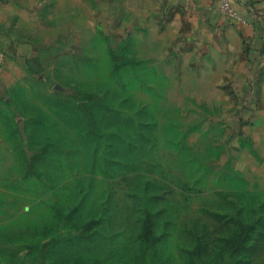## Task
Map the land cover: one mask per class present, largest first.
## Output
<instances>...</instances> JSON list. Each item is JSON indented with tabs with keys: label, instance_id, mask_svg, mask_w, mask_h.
Returning <instances> with one entry per match:
<instances>
[{
	"label": "rangeland",
	"instance_id": "374dc122",
	"mask_svg": "<svg viewBox=\"0 0 264 264\" xmlns=\"http://www.w3.org/2000/svg\"><path fill=\"white\" fill-rule=\"evenodd\" d=\"M39 4L0 68V264H264V98L238 39Z\"/></svg>",
	"mask_w": 264,
	"mask_h": 264
},
{
	"label": "crops",
	"instance_id": "0c3cea01",
	"mask_svg": "<svg viewBox=\"0 0 264 264\" xmlns=\"http://www.w3.org/2000/svg\"><path fill=\"white\" fill-rule=\"evenodd\" d=\"M47 1L53 4L54 10L57 7L63 8L67 2H79L80 9L85 11L86 17L88 2H95V9L92 7L94 11L91 14H94L96 18H103L105 2L126 3L127 10L132 12L131 17L138 19L137 22L135 21L138 26L146 27L152 19H158L160 32L175 35L174 39L179 42L181 48L186 45L193 50H204L215 44L214 40L216 41L222 33L233 35L243 47L241 50L244 51L242 57L244 74H241V80L258 82L260 94L257 97L264 98V0H232L237 5V9L250 21L249 25L239 26L225 19L220 11V0ZM39 2L40 0H0L1 67L6 68L22 62L33 50L34 45L22 38L28 33V30L24 29L28 16L23 13L38 10ZM31 18H29L30 21ZM3 71H0V83L7 69ZM251 94L255 95L254 92Z\"/></svg>",
	"mask_w": 264,
	"mask_h": 264
},
{
	"label": "built area",
	"instance_id": "2783aa9c",
	"mask_svg": "<svg viewBox=\"0 0 264 264\" xmlns=\"http://www.w3.org/2000/svg\"><path fill=\"white\" fill-rule=\"evenodd\" d=\"M220 11L222 12L224 10L225 15L231 16V17H237L239 19L246 20V16L242 14L235 6H233L232 0H220ZM1 68V64H0Z\"/></svg>",
	"mask_w": 264,
	"mask_h": 264
},
{
	"label": "trees",
	"instance_id": "16d2710c",
	"mask_svg": "<svg viewBox=\"0 0 264 264\" xmlns=\"http://www.w3.org/2000/svg\"><path fill=\"white\" fill-rule=\"evenodd\" d=\"M234 3V2H233Z\"/></svg>",
	"mask_w": 264,
	"mask_h": 264
}]
</instances>
